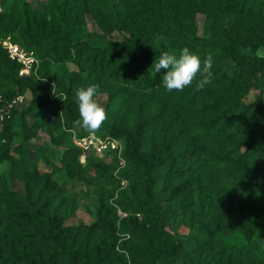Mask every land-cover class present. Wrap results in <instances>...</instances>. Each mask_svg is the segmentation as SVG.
I'll use <instances>...</instances> for the list:
<instances>
[{"label": "rangeland", "instance_id": "1", "mask_svg": "<svg viewBox=\"0 0 264 264\" xmlns=\"http://www.w3.org/2000/svg\"><path fill=\"white\" fill-rule=\"evenodd\" d=\"M138 1L0 0V44L18 43L19 35L24 29H28L30 34L36 31L62 36L72 33L75 43H86L90 46L99 45L101 36L119 42L129 38V34L120 29L119 22L124 21L129 27L146 21L145 15L139 12ZM231 1L233 12L244 9L255 15L254 13L261 10L260 0ZM203 20L204 16L198 15L194 40L199 44L206 43L203 38ZM33 38L31 44L48 45L38 37ZM25 44L30 46L27 41ZM238 50L244 56L264 57V44L245 41ZM28 52L37 58L33 49ZM86 58L85 52L79 57L78 49L70 47L63 62H58L57 58H48L46 61L38 59L35 76L40 81V88L37 95L59 99L57 117L49 120L50 124L42 126L43 114L38 110L32 111L24 121L15 120L8 129V137L0 139V152L4 151L0 158V223L8 225L13 232L17 225L25 229L27 222L18 219L14 214L19 208L32 203L40 207V214L53 217L66 230V242L72 240L76 245L93 246L106 243L109 239L111 232H106L97 224L99 213L107 212L105 221L113 229L115 251L119 257L115 264H148L149 257L142 252L143 245L140 246L131 235L123 231L122 223L132 216L140 226L150 231L153 226L148 223L150 218L146 211L148 206H156L167 216L164 231L179 238L178 250L158 259L156 264H198L197 261L200 264L204 261L210 264L211 260L218 261L217 251L223 250L228 254L230 249L234 252L243 251L242 255H236L240 256L237 259L230 256L229 264H254L257 261L264 264V193L251 195V188L263 185V180H255L248 171L226 175V166L214 167L207 162L201 169L204 172L202 181L191 180L192 172L183 174L177 182L167 181L170 176L169 169L186 167L193 171L198 164L193 159L184 167L181 163L175 165L170 162L156 166L152 172L153 184L146 188L144 183L139 182L143 170L125 157L126 140L114 138L109 133L110 130L134 128L139 118L128 108L123 107L119 112L112 110L108 105L109 92L106 91H99L96 97L106 111V119L99 128L89 131L75 124L79 119L78 105L72 112V127L67 128V118L62 109L65 95L59 92L58 82L66 85L71 77L76 78L81 85L86 79L94 81L97 72L83 64ZM215 69L234 71L230 61L220 60L213 55V70ZM46 74L54 77L56 81ZM157 83L163 84L159 74ZM194 85L196 80L187 87ZM249 86L232 123L239 121L242 109L249 106L246 119L251 123L246 125L245 131L255 134V151L252 148L250 153H253L246 157L243 155L247 153L246 147H241L232 159L236 161L240 158L250 169L264 170V118L256 127L249 126L253 125V117L260 109L258 99L264 101V77L258 75ZM208 87L209 84L204 89L207 90ZM99 89L105 88L102 86ZM154 96L179 108L177 92L171 97L166 96L165 92L156 93ZM29 98L30 96L24 97L23 104L15 109L26 107ZM185 106L188 109L198 108ZM56 125L61 128L52 131ZM2 126L0 119V133ZM86 132L99 138L118 140L121 144L120 153L80 151L74 138ZM160 136V126H155L144 134L140 150L146 159L152 158V146L159 142ZM60 137L63 140L58 143L56 140ZM232 149L233 147L227 146L217 154L230 157ZM26 179L29 180L28 183ZM180 187H186L187 190ZM119 203L132 208L141 206L143 211L134 216L131 209L124 211ZM214 209L215 219L208 220L209 217L203 212ZM252 209L259 211L256 218L259 228L245 234L242 230L243 220H251L247 214Z\"/></svg>", "mask_w": 264, "mask_h": 264}, {"label": "trees", "instance_id": "2", "mask_svg": "<svg viewBox=\"0 0 264 264\" xmlns=\"http://www.w3.org/2000/svg\"><path fill=\"white\" fill-rule=\"evenodd\" d=\"M260 4V12L253 15L244 9L233 12L231 0H139V12L145 15L146 21L129 27L124 21L119 22L120 29L129 34V38L122 41H112L106 36H101L99 45L90 46L86 43H75L72 33L62 36L36 31L30 34L28 29H24L19 35L18 43L14 44L28 51L33 49L37 59L42 61L57 58L58 62H63L70 47L78 49L79 57L82 52L86 53L87 58L83 64L89 65L91 71L97 72L94 81L86 79L81 85L76 78L71 77L66 85L58 82L59 92L65 95L62 109L67 118V128L72 127V112L77 105V89L86 88L91 84H96L99 88L103 86L105 89L99 91L109 92L108 105L112 110L119 112L123 107L128 108L139 118L134 128L110 130L109 133L114 138L126 140L125 157L143 170L139 182L144 183L146 188L153 184L152 172L156 166L170 162L175 165L181 163L184 167L193 159L198 162L193 171L187 170L186 167L169 169L170 176L167 181L177 182L183 174L191 172V180L202 181L204 172L201 169L207 162L214 167L226 166V175L248 171L255 180L264 181L263 169H250L240 158L236 161L232 159L241 147H246L247 153H243L246 157L255 151L256 136L245 131L246 125L251 123L246 119L249 106L242 109L239 121L232 123V120L241 106L242 98L248 93L250 82L258 75L264 77V57L244 56L238 50L245 41L264 44V0H260ZM198 15L204 16L203 38L206 43L202 44L194 40ZM33 36L48 45L31 44ZM26 41L30 46L25 44ZM184 47L197 53L201 59L211 54L218 56L220 60L230 61L234 71L231 73L227 70L212 69L214 75L207 90H197L194 85L185 87L182 91H168L163 84L157 83L158 74L152 75L150 68L162 51H174L178 54ZM19 68L20 65L10 60L0 45V106L7 105L19 96H30L26 107L13 109L3 118L0 139L8 137V129L15 120L24 121L32 111L38 110L43 114L42 126L50 124L49 120L54 119L57 114L59 99L38 96L40 81L36 79L35 74L19 77ZM46 76L49 77L48 74ZM49 78L56 81L54 77ZM164 92L168 97L177 92L179 108L154 96ZM211 99L214 100L209 102ZM258 101L260 109L253 117V125H249L253 126L252 128L259 125L264 118V101L261 98ZM185 105L198 108L188 109ZM155 126L161 127L160 140L152 146V158L146 159L140 150L141 143L144 134ZM60 128L56 125L52 131ZM88 134L81 133L78 137ZM62 140L60 137L56 141L61 143ZM227 146L233 147L230 157L217 154ZM252 148L253 152L250 153ZM3 153L4 151L0 152V158ZM28 181L26 179V183ZM180 188L187 190L186 187ZM251 190V195L264 193V183L254 186ZM202 201L204 202V199ZM119 205L124 211L131 209L134 216L143 211L141 206L132 208L120 203ZM252 206L254 207V204ZM39 208L30 203L19 208L14 214L18 219L27 222L25 229L17 225L16 231L13 232L8 225L0 223V264H115L119 260L115 251L113 229L105 221L107 212L99 213L97 224L106 232H111L109 242L107 240L108 244L102 242L90 246L76 245L72 240L66 242V230L53 217L40 214ZM146 213L150 218L148 223L153 226L152 230L147 231L132 216L124 220L122 229L140 246L143 245L142 252L149 257L147 263L156 264L158 259L172 255L178 250L179 238L164 231L167 216L156 206H148ZM215 213L216 209L203 212L209 217L208 220H214ZM258 215V209H252L247 214L251 220H243L244 226L241 225L245 234L259 228V221L256 220ZM206 224L207 222L205 226ZM241 251L243 250L234 252L230 249L227 254L219 250L216 254L218 261L211 260L210 264H229L230 256L237 259L240 256L236 255L241 254ZM197 263L200 264L198 261ZM203 264H206L205 261Z\"/></svg>", "mask_w": 264, "mask_h": 264}, {"label": "clouds", "instance_id": "3", "mask_svg": "<svg viewBox=\"0 0 264 264\" xmlns=\"http://www.w3.org/2000/svg\"><path fill=\"white\" fill-rule=\"evenodd\" d=\"M213 56L201 57L188 47L182 48L179 53L162 51L158 59L150 68L152 75H160L166 90L182 91L196 80V89L202 90L208 85L214 75ZM199 77V78H197ZM99 86L91 84L76 91V103L79 110V119L75 124L89 131L100 127L106 119L105 109L97 102Z\"/></svg>", "mask_w": 264, "mask_h": 264}, {"label": "built area", "instance_id": "4", "mask_svg": "<svg viewBox=\"0 0 264 264\" xmlns=\"http://www.w3.org/2000/svg\"><path fill=\"white\" fill-rule=\"evenodd\" d=\"M6 51L8 58L20 65L18 76L26 77L37 72L38 59L27 50L17 44L3 42L0 44ZM24 97L19 96L13 99L5 106H0V119L7 117L11 110L20 107L23 104ZM74 143L82 152L96 151L104 153L106 151H118L120 153L121 144L118 140L109 137L99 138L90 133L83 137L74 138Z\"/></svg>", "mask_w": 264, "mask_h": 264}]
</instances>
